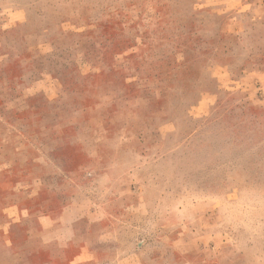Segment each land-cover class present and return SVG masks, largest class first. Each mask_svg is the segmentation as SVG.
I'll list each match as a JSON object with an SVG mask.
<instances>
[{
    "label": "rangeland",
    "instance_id": "obj_1",
    "mask_svg": "<svg viewBox=\"0 0 264 264\" xmlns=\"http://www.w3.org/2000/svg\"><path fill=\"white\" fill-rule=\"evenodd\" d=\"M0 264H264V0H0Z\"/></svg>",
    "mask_w": 264,
    "mask_h": 264
},
{
    "label": "crops",
    "instance_id": "obj_2",
    "mask_svg": "<svg viewBox=\"0 0 264 264\" xmlns=\"http://www.w3.org/2000/svg\"><path fill=\"white\" fill-rule=\"evenodd\" d=\"M59 229H60L61 232H64V239H62V242L64 243V245H63L64 246V251L66 252V250H65L66 243L70 244L72 242V240H73L72 239V234L66 232L64 228H59ZM55 230H54V228H51V229H49L47 231L50 232V233H53Z\"/></svg>",
    "mask_w": 264,
    "mask_h": 264
}]
</instances>
